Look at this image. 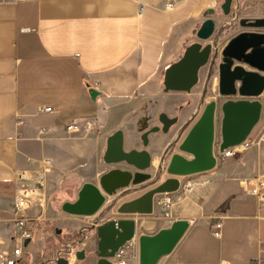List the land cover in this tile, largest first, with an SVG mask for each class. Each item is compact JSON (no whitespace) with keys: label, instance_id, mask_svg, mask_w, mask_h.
Returning a JSON list of instances; mask_svg holds the SVG:
<instances>
[{"label":"crops","instance_id":"1","mask_svg":"<svg viewBox=\"0 0 264 264\" xmlns=\"http://www.w3.org/2000/svg\"><path fill=\"white\" fill-rule=\"evenodd\" d=\"M169 3L172 9L166 7ZM217 4L218 0H0V253L21 246V264L23 255L30 253L26 249L33 248L32 223L42 218V207L35 205L39 215L29 224L31 240L21 244L11 239L17 174L33 176L42 159L52 160L40 201L44 206L67 177L74 178L78 190L84 183H97L104 173L106 140L115 131H122L125 151L141 150L140 136L154 125L138 118L140 102H173L170 94H183L163 91V73L197 41L204 13ZM191 37L194 41L182 47V40ZM233 68L264 78L263 70L242 62ZM236 85L239 90L241 83ZM90 89L97 92L95 99ZM231 99H258L262 105L245 153L216 161L212 171L180 178V185L190 182L192 191L172 206L170 219L160 217L154 207V215L109 214L102 220L104 224L133 219L137 236L187 220L181 240L157 264H264V206L243 185L264 172V86L257 98ZM43 107L52 111L38 112ZM197 119L185 114L175 130L149 135L146 149L152 162L159 161L172 141L179 145ZM69 124L81 130L66 132ZM48 213L53 218L52 211ZM214 224L221 225L218 237L212 233Z\"/></svg>","mask_w":264,"mask_h":264},{"label":"water","instance_id":"2","mask_svg":"<svg viewBox=\"0 0 264 264\" xmlns=\"http://www.w3.org/2000/svg\"><path fill=\"white\" fill-rule=\"evenodd\" d=\"M232 1L224 0L220 5L223 16L230 15ZM214 13V9L204 13L205 20L196 32L197 41L188 45L181 57L165 69L162 81L165 93H190L198 82L199 71L207 65L211 57L213 60L216 58L217 48L214 44L208 43L216 30ZM238 24L244 29H264V18L239 19ZM252 48H254L253 51L247 54L246 52ZM222 57L225 63L220 79L222 94H235L233 82L237 81L241 83L239 94L243 98H257L264 86V78L244 72L241 68H233V70L231 68L233 61H236L264 71V35L252 32L240 34L225 47ZM89 94L92 99L97 96V92L93 89L89 90ZM261 106L258 99H228L223 102L220 106L219 141L216 142V103L211 101L206 104L199 118L178 145L181 154H173L170 158L166 172L171 177L136 199L120 204L116 209L117 214L120 216L151 215L156 195L178 191L179 179L182 177L215 169V146L217 152L222 153L226 149L241 145L259 122ZM158 122L159 125L151 127L140 136L141 150L125 151L121 130L109 136L102 157L103 163L106 165L125 163L134 171L111 169L99 177L98 185L89 182L82 184L77 192L76 200L64 202L61 205L62 213L72 217H93L105 204L106 197L114 195L120 189L148 181L151 175L147 173V170L152 165L151 155L146 149L148 137L158 132L167 134L178 122V118L160 113ZM188 227L187 220H175L168 228L160 229L153 235H138V264H157L161 258L173 251ZM95 235L97 238L96 264H113L111 259L116 251L136 235V223L133 219H112L97 226ZM75 257L77 260H82L85 257L84 251H77ZM54 264H69V261L57 258Z\"/></svg>","mask_w":264,"mask_h":264},{"label":"rangeland","instance_id":"3","mask_svg":"<svg viewBox=\"0 0 264 264\" xmlns=\"http://www.w3.org/2000/svg\"><path fill=\"white\" fill-rule=\"evenodd\" d=\"M223 1L224 0H218L215 14L213 15V17L216 18V30L214 35L223 29L216 40L218 49L216 58L213 60L211 57L207 65L199 71L198 82L190 93L170 94L174 97L173 102L172 100H142L139 104L137 116L142 119L144 123H149L154 126L159 125L158 115L160 113H165L169 117H177L178 122L171 127L169 130V132H171L180 125L183 115L187 114L190 119L199 118L205 105L214 101L216 103L215 141H219L218 128L221 118V104L231 98H243L237 89V81L233 82L235 94L223 95L221 92V72L225 65L222 53L225 47L240 34L255 32L254 29L241 28L238 24L239 19L253 20L256 18H264V0H233L231 14L226 18H223L224 16L220 10V5ZM230 16L235 18V24L223 27V23H225ZM229 22L232 23V21ZM214 35L208 43L214 44L212 41ZM182 41L181 46L184 47L190 44V42H193L194 38L191 37ZM235 63L236 61H233V66ZM232 68L231 70H233ZM163 110L166 111L164 112ZM148 129L149 127H147L146 130ZM216 148L215 146L214 152ZM177 153L181 154L178 150L177 141H172L164 149L163 153L159 155L157 166L151 165V168L147 170V173L151 175L148 181L137 186L120 189L114 195L106 197L105 204L93 217H72L62 213L60 209L61 205L64 202H73L79 188V184L74 178L67 177L59 186L58 190L45 199V205L39 209L42 218L32 223L33 248L30 245L26 249L30 253L23 255L21 264H54L55 260L60 257L67 259L69 264H96L95 251L97 238L95 231L97 226L102 224V220L106 219L104 217H107L109 214V217H119L120 215L117 214L116 209L122 201H127L130 198L142 195L146 191L155 188L158 184L163 182L165 178H170L171 176L167 174L166 168L172 154ZM111 169L134 171V169L127 166L125 163L116 165H106L103 163L104 173ZM96 185H98V181ZM157 196L158 195L154 197V201ZM48 210L52 211L53 218L49 217ZM37 211V208L33 209L31 213L32 218L39 215ZM151 215H154V209ZM78 228L79 231H77ZM57 230H60L59 234L56 233ZM80 250L84 251L85 257L82 260H77L74 254Z\"/></svg>","mask_w":264,"mask_h":264},{"label":"built area","instance_id":"4","mask_svg":"<svg viewBox=\"0 0 264 264\" xmlns=\"http://www.w3.org/2000/svg\"><path fill=\"white\" fill-rule=\"evenodd\" d=\"M173 3H169L166 7L173 8ZM24 31H31V29H23ZM52 110L49 107L39 108L40 113H50ZM90 129L87 125L86 131ZM66 132H78L81 127L77 124H69L65 127ZM45 132L44 129L39 131L40 134ZM251 146L248 138L239 146L224 150L222 153L216 152V161L224 162L227 159L239 158L247 149ZM217 149V148H216ZM52 160L50 158H44L40 161L37 171L33 176L27 175L25 171H21L17 174L18 187L16 194L13 198V218L11 220V226L13 233L11 239H18L21 244L31 240L32 233L29 228V224L33 221L30 215V211L35 205L42 207L40 202L43 199V187L46 182L47 175L51 171ZM243 185L248 189V192L255 197L259 203L264 206V172L260 173L252 181H245ZM192 191V184L186 182L180 185L178 191L175 193H165L157 196L153 203V209H157L160 217L164 219L171 218V208L174 204L180 203L187 194ZM220 224H214L212 226V233L214 236H219ZM264 252V250H263ZM22 256L21 246L13 249L11 253H0V264H17V259ZM139 259V246L138 236L135 235L131 240L121 246L111 259L113 264H138Z\"/></svg>","mask_w":264,"mask_h":264},{"label":"flooded vegetation","instance_id":"5","mask_svg":"<svg viewBox=\"0 0 264 264\" xmlns=\"http://www.w3.org/2000/svg\"><path fill=\"white\" fill-rule=\"evenodd\" d=\"M234 20H235V18L232 20V23H224V25H223V27H225L226 25H234L235 23H234ZM239 21V20H238ZM223 31V29H221L220 31H219V33L216 35V38H215V41H214V46L217 48V42H216V40L218 39V37H219V34L221 33ZM252 33H255V34H258V35H264V29H255V32H252ZM218 50V49H217Z\"/></svg>","mask_w":264,"mask_h":264},{"label":"bare ground","instance_id":"6","mask_svg":"<svg viewBox=\"0 0 264 264\" xmlns=\"http://www.w3.org/2000/svg\"><path fill=\"white\" fill-rule=\"evenodd\" d=\"M258 88V87H257ZM157 164H158V161L155 159V160H153V163H152V165L153 166H157Z\"/></svg>","mask_w":264,"mask_h":264},{"label":"trees","instance_id":"7","mask_svg":"<svg viewBox=\"0 0 264 264\" xmlns=\"http://www.w3.org/2000/svg\"><path fill=\"white\" fill-rule=\"evenodd\" d=\"M76 237V236H75ZM60 258H62V257H60Z\"/></svg>","mask_w":264,"mask_h":264}]
</instances>
